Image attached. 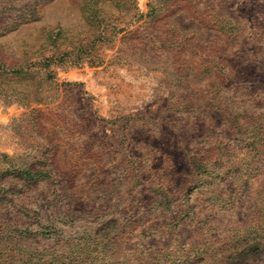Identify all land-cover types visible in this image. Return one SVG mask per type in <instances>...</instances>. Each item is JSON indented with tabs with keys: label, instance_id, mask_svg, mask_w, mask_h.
I'll return each mask as SVG.
<instances>
[{
	"label": "rangeland",
	"instance_id": "1",
	"mask_svg": "<svg viewBox=\"0 0 264 264\" xmlns=\"http://www.w3.org/2000/svg\"><path fill=\"white\" fill-rule=\"evenodd\" d=\"M148 1L50 0L0 36V171L63 173L22 189L0 264H264V150L240 125L264 102L228 98H264V39L218 50L215 93L158 43ZM232 8L264 23V0Z\"/></svg>",
	"mask_w": 264,
	"mask_h": 264
},
{
	"label": "trees",
	"instance_id": "2",
	"mask_svg": "<svg viewBox=\"0 0 264 264\" xmlns=\"http://www.w3.org/2000/svg\"><path fill=\"white\" fill-rule=\"evenodd\" d=\"M47 1L50 0H0V36L14 30L22 23L37 19V8ZM233 2L234 0H149L147 2L145 16L149 18V24L156 26L157 24L161 25L159 23L162 22V26H165V30H167L165 31L168 34L167 39L165 40V35L164 38L161 37L158 40V43L161 46L173 47L172 49L176 54L192 57L191 62L185 60L178 66V69L183 71L184 75L191 77L193 81L198 79L203 82V75L207 76V73L214 71L216 74L214 73L215 79L211 81V86H213L212 91L215 93L219 91L225 79H230V76L221 71L218 63L213 61L218 57L220 51L225 50V47L231 48L232 44H237L239 40L241 42L246 39L247 43L243 42L244 44L257 46L264 39V23L261 25L258 22L254 24L248 22L250 24L248 28L240 25L239 22H242V18L232 8ZM174 16H183V19L195 22L196 29L180 26L178 22L171 21L170 19ZM132 17H136V20L141 19V15H136L135 11ZM103 20L106 21V19H97L98 22ZM212 44L216 47L211 48L210 45ZM164 49L170 50L168 47ZM208 50L212 53L208 54ZM198 56H206V59L193 61ZM209 57L210 59L207 60ZM51 58L52 56L47 59ZM9 69L16 71L10 67ZM240 85L242 84L236 86L233 94L228 96L231 100L230 106L237 102L254 108L259 105L258 103L264 102L262 95L248 93L247 88ZM242 112L247 116L245 121L240 124L243 127L242 134L249 132V138H255V141L250 143L252 144L251 148L264 150V120H262L264 114L257 113V117L261 120L255 121L252 118L254 112L249 111L248 108L243 109ZM255 152L259 153L258 151ZM2 157L6 158L7 156L2 155ZM52 173L63 174L58 169L53 170L51 167L42 170H30L17 165H11L10 169L0 171V219L3 221L0 227L4 234L9 232V226L15 224L10 220L9 215L20 208L18 199L24 191L22 189L28 191L32 185L43 181ZM136 176L140 177V174L136 173ZM16 219V221L22 220L19 217ZM23 241L22 239L20 243Z\"/></svg>",
	"mask_w": 264,
	"mask_h": 264
}]
</instances>
